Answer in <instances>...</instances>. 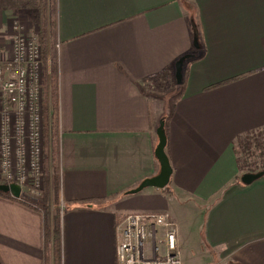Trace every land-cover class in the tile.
I'll return each instance as SVG.
<instances>
[{"label": "crops", "instance_id": "0c3cea01", "mask_svg": "<svg viewBox=\"0 0 264 264\" xmlns=\"http://www.w3.org/2000/svg\"><path fill=\"white\" fill-rule=\"evenodd\" d=\"M15 1H0L2 65L13 15L28 18ZM53 17L60 264H118L116 226L129 213H168L184 264L198 253L264 264V175L243 184L234 148L264 128V0H53ZM162 119L170 182L128 193L160 171ZM54 263L46 214L0 195V264Z\"/></svg>", "mask_w": 264, "mask_h": 264}, {"label": "built area", "instance_id": "2783aa9c", "mask_svg": "<svg viewBox=\"0 0 264 264\" xmlns=\"http://www.w3.org/2000/svg\"><path fill=\"white\" fill-rule=\"evenodd\" d=\"M12 23L13 56L0 64V173L5 183L30 185L35 192L41 178V48L22 23L14 17ZM48 108L51 120L50 91ZM116 233L118 264H182L177 226L168 213H129Z\"/></svg>", "mask_w": 264, "mask_h": 264}, {"label": "trees", "instance_id": "16d2710c", "mask_svg": "<svg viewBox=\"0 0 264 264\" xmlns=\"http://www.w3.org/2000/svg\"><path fill=\"white\" fill-rule=\"evenodd\" d=\"M51 1V0H50ZM50 1L48 0H16V7L18 9L23 8H35L39 11L40 19V33L38 38V43L42 50L43 62L45 67V102L46 112L48 113V64L50 61V90H51V137L46 132V176H45V189L43 196L41 197L42 203L39 201L30 202L29 200L23 199L22 197L16 198L19 199L30 206L40 209L46 206L47 200L49 198V191H52L57 196L59 194L60 187V178H59V164H60V142L58 135V97H57V59H56V48L54 41V27L55 22L51 18V10H49ZM193 19L196 18L195 13L192 14ZM48 24L51 26L50 36H48ZM50 37V39H49ZM200 57V56H199ZM197 59V58H195ZM194 60V58L192 59ZM176 82V81H175ZM167 125L166 134H167ZM264 128L246 132L237 137L235 141V151L238 156V163L242 175L248 172L255 173L259 171H264ZM168 137V135H167ZM51 149V150H50ZM167 150V146H166ZM168 152V151H167ZM49 153L51 154V161H49ZM244 157V159H243ZM256 158L260 161L251 160ZM52 172V176H51ZM241 175V176H242ZM240 176V178H241ZM0 195L12 197L10 193H5L0 191ZM46 214V229L48 241L52 236L53 246H54V264H60V218L59 213L53 217V225L51 226L47 222Z\"/></svg>", "mask_w": 264, "mask_h": 264}, {"label": "rangeland", "instance_id": "374dc122", "mask_svg": "<svg viewBox=\"0 0 264 264\" xmlns=\"http://www.w3.org/2000/svg\"><path fill=\"white\" fill-rule=\"evenodd\" d=\"M2 1L8 2L11 4L13 3L12 2L13 0H2ZM48 1H50V0H48ZM50 9H52L51 14H50L51 18L54 20V17H53V0L50 1L49 10ZM23 12L28 14V18L27 17L24 18L21 15L16 14V15H13L14 19L23 24L25 35L30 36V37H34L38 41L39 33H40L39 11L35 8H23ZM192 13H195V11L192 10ZM50 30H51V26L48 24V36H50ZM54 30H55V27H54ZM54 33H55V31H54ZM49 39H50V37H49ZM41 61H42V67H41V72H40V81H41V87H42L41 103H42V114H43V120L41 122V146H42L41 165H40L41 166V178L39 181V187H37L35 192H33V190L30 189L31 188L30 185H25L24 189H22V195L24 197H26V200H29L30 202L39 201L40 203H42L41 197L43 196V192H44L45 184H46L45 183V176H46V148H45V146H46V143H45L46 132L49 134V137H51V121H50L48 113L46 112L47 102H45V86H46V83H45V67H44V62H43L42 50H41ZM47 75H48V80H49V83H48V100H49V91L51 92V90H50V75H51L50 61L48 64ZM173 83L174 82L172 81V84ZM158 85H161L164 87L167 84L165 82L161 81ZM175 93L176 92L174 90V94ZM2 107H3V96H1V94H0V112H1ZM0 117H1V115H0ZM263 137H264V135H263ZM243 159H244V157H243ZM251 160L260 161L256 158H252ZM49 161H51V154L50 153H49ZM51 176H52V172H51ZM5 182H6L5 178L3 176L1 177V173H0V183H5ZM41 210L45 214H47V216H48L47 218L50 219V225L52 226L54 215H56L57 212L60 214V211H61L59 194L56 196L55 193L51 189L49 191V198L47 200L46 206L42 207ZM158 245L161 247V249H163L162 242H158ZM198 255L204 256L203 258H199V256H198V258L193 259V261H197L198 264H231V263H228L222 259H216L215 260L214 255L210 256V255H207L204 253H198ZM181 258H182V264H184L182 253H181Z\"/></svg>", "mask_w": 264, "mask_h": 264}, {"label": "water", "instance_id": "95a60500", "mask_svg": "<svg viewBox=\"0 0 264 264\" xmlns=\"http://www.w3.org/2000/svg\"><path fill=\"white\" fill-rule=\"evenodd\" d=\"M192 28H193V44L197 50L202 48V45L199 40V30L197 24L192 20ZM189 55L182 56L176 62V82L177 84H182L183 82V65ZM166 120L162 119L157 128L158 135V144L155 149V156L160 165V171L153 177L146 178L143 180L137 187L131 189L128 193L135 194L139 193L145 188L154 187L158 189L165 188L169 182L173 172L169 156L166 152L167 146V134H166ZM264 175V171H259L255 173H245L241 177V182L243 184H251L255 180H258ZM0 191L5 193L12 194L15 198H19L21 196L22 188L17 183H0Z\"/></svg>", "mask_w": 264, "mask_h": 264}]
</instances>
